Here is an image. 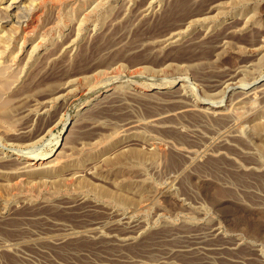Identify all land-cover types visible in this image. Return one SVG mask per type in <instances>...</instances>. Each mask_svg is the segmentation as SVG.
<instances>
[{
	"label": "rangeland",
	"instance_id": "obj_1",
	"mask_svg": "<svg viewBox=\"0 0 264 264\" xmlns=\"http://www.w3.org/2000/svg\"><path fill=\"white\" fill-rule=\"evenodd\" d=\"M175 1L0 0V264H264V0Z\"/></svg>",
	"mask_w": 264,
	"mask_h": 264
},
{
	"label": "bare ground",
	"instance_id": "obj_2",
	"mask_svg": "<svg viewBox=\"0 0 264 264\" xmlns=\"http://www.w3.org/2000/svg\"><path fill=\"white\" fill-rule=\"evenodd\" d=\"M27 1V0H26ZM35 1V0H34ZM230 1H232V0H230ZM236 1V0H235ZM40 2H42V0H40ZM225 2H227V0L225 1ZM225 2H223V3H225ZM24 3V2H23ZM30 3V2H29ZM21 4V3H20ZM26 4H28L27 2H26ZM19 5V4H18ZM84 5V4H83ZM24 6L26 7V5L24 4ZM28 6H29V4H28ZM8 7H9V5H8ZM177 7H179V8H181L182 9V12H183V15L184 14H186V13H188L189 12V9H191L190 8V4H189V1L188 0H176L174 3H173V5H172V8L170 9V11H174ZM222 8H223V6H221ZM20 8V7H19ZM178 9V8H177ZM176 9V10H177ZM225 9V8H224ZM251 9V8H250ZM22 10H23V8H22ZM25 10V9H24ZM84 11V10H83ZM85 12V11H84ZM181 14V13H180ZM249 14V13H248ZM36 15V14H35ZM178 15V14H177ZM182 15V16H183ZM21 17V16H20ZM24 17V16H23ZM22 17V18H23ZM173 17V16H172ZM178 17H180V15H178L177 16V18ZM177 20V19H176ZM37 22V21H36ZM29 23V22H28ZM29 27V24H26V25H23V24H21V22H19V25L18 26H16L17 27V32H16V34L15 35H17L18 36V38L20 37L22 40H25L26 39V34L28 33V31L30 30L31 31V29H33V28H31V27H29V29L28 28H25V27ZM33 26V25H32ZM31 28V29H30ZM21 29V30H20ZM37 31V30H36ZM14 33V32H13ZM30 33V32H29ZM29 35V34H28ZM11 36V35H10ZM17 36H15V38H17ZM34 37V36H33ZM29 40V39H28ZM38 40V39H37ZM36 40V41H37ZM24 42V41H23ZM22 43V42H21ZM37 43H38V41H37ZM0 44H3V47L5 46L6 48H8V47H12L13 45H14V42L12 41V39L9 37V35H7V32H4V31H0ZM16 45V44H15ZM18 45V44H17ZM1 46V45H0ZM1 49V48H0ZM7 49H5V51H6ZM11 50V49H10ZM7 52V51H6ZM4 53V52H3ZM17 53V52H16ZM14 54V53H13ZM25 63V62H24ZM0 64H1V62H0ZM8 66V65H7ZM6 65L5 66H3V65H1L0 66V97H2L3 95L1 94L2 93V90H4V88H6L7 90H8V88H9V86H7L8 84H11L10 82L9 83H7L8 82V79L9 78H13L15 75H14V72L12 71H7V68L9 67H7ZM18 66V65H17ZM21 67H22V65H21ZM18 69V68H17ZM17 69H15V70H17ZM18 77V76H17ZM14 79H16V78H14ZM8 87V88H7ZM5 91V90H4ZM2 95V96H1ZM5 97V96H4ZM1 100H2V98H0ZM4 101V100H3ZM2 102V101H1ZM252 103H253V101H252ZM250 104V103H249ZM4 105H2V108H4L5 109V107H3ZM9 107V106H8ZM7 109V108H6ZM2 111V110H1ZM7 113V112H6ZM5 113V114H6ZM2 115V114H1ZM9 115H12V114H9ZM6 116V115H5ZM3 118V117H2ZM6 120V119H5ZM264 149V148H263ZM127 154H129V153H127ZM120 156V155H119ZM31 158V160H41V159H45L46 158V156L44 157H37V156H35V157H30ZM119 158V157H118ZM144 158V157H143ZM123 159H124V157H123ZM137 159V158H136ZM140 159V158H139ZM30 160V161H31ZM142 160V159H141ZM116 161V160H115ZM36 162V161H35ZM47 162V161H46ZM27 163L29 164V161H27ZM26 163V164H27ZM44 162H41L40 163V165L39 166H36V169H37V167L40 169V166L43 164ZM48 163V162H47ZM50 164V166L51 165H53V164H55V163H53V164H51V162H49ZM35 163H34V161H31L30 162V164L28 165L30 168H27L26 166H24V167H21V169L18 171H16L15 172V174L13 175L14 177H13V182H11V185H10V194H17V193H20L21 191H22V187L23 186H21L22 184H23V182H24V175L27 173V172H25L27 169H33V168H35V166L34 167H32L33 165H34ZM122 164V163H121ZM32 165V166H31ZM49 165H47V167L49 166ZM56 166V165H55ZM54 167V166H53ZM27 168V169H26ZM44 169V168H43ZM48 169V168H47ZM46 171V170H45ZM118 171V170H117ZM125 176V175H124ZM124 176H122V177H124ZM120 179V178H119ZM27 181V180H26ZM33 182V181H32ZM33 184H34V182H33ZM44 185V184H43ZM138 185V184H137ZM29 186V185H28ZM42 186V185H41ZM27 187V186H26ZM26 187H25V189H26ZM31 187V186H30ZM30 187H29V189H30ZM28 188V187H27ZM24 190V189H23ZM19 195V194H18ZM5 196V195H4ZM117 199V198H116ZM119 199V198H118ZM119 201V200H118ZM141 202V201H140Z\"/></svg>",
	"mask_w": 264,
	"mask_h": 264
}]
</instances>
